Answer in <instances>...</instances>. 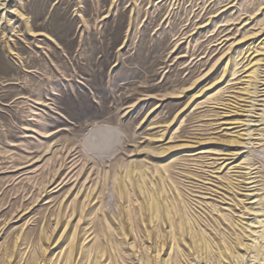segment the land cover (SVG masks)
Returning <instances> with one entry per match:
<instances>
[{"label": "rangeland", "instance_id": "1", "mask_svg": "<svg viewBox=\"0 0 264 264\" xmlns=\"http://www.w3.org/2000/svg\"><path fill=\"white\" fill-rule=\"evenodd\" d=\"M9 2L0 264H264V0Z\"/></svg>", "mask_w": 264, "mask_h": 264}, {"label": "bare ground", "instance_id": "2", "mask_svg": "<svg viewBox=\"0 0 264 264\" xmlns=\"http://www.w3.org/2000/svg\"><path fill=\"white\" fill-rule=\"evenodd\" d=\"M9 3H10L9 0H0V12L1 11H5V13H7V12H9V13H16V14L22 16V13L20 11H18L17 9H13L12 7H10L9 6ZM1 18L3 19L4 16H1ZM24 24H25V27L27 28V23L24 22ZM256 92H257V87L255 86V88L253 89V92H251V93L253 95V93L256 94ZM249 110H250V108H249ZM252 110H250V111L252 112ZM115 130H116L115 128H113V127H111L109 125H106V124H96V125L92 126L91 129H90L91 137H89L90 138L89 141L91 140L90 141L91 142L90 145L92 146V148L95 151L100 152V153H102V151H106L110 147V143H109L110 142V139L116 136V131ZM251 182L252 181H249V182H246V183H251ZM153 200H154V198H153ZM155 200H157V199H155ZM179 224L182 225V221H180ZM61 225H63V224H61ZM70 235H71V233H70ZM68 238H69V236H68ZM71 238H73V237H71ZM71 243L72 242H70V244ZM73 251H75V250L73 249V245H71L70 256H72Z\"/></svg>", "mask_w": 264, "mask_h": 264}]
</instances>
